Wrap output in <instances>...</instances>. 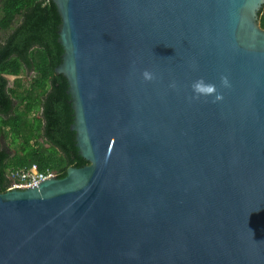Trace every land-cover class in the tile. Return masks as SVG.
<instances>
[{
	"label": "water",
	"instance_id": "1",
	"mask_svg": "<svg viewBox=\"0 0 264 264\" xmlns=\"http://www.w3.org/2000/svg\"><path fill=\"white\" fill-rule=\"evenodd\" d=\"M53 2L88 163L0 190V264H264V0Z\"/></svg>",
	"mask_w": 264,
	"mask_h": 264
},
{
	"label": "trees",
	"instance_id": "2",
	"mask_svg": "<svg viewBox=\"0 0 264 264\" xmlns=\"http://www.w3.org/2000/svg\"><path fill=\"white\" fill-rule=\"evenodd\" d=\"M259 18L264 27V5ZM60 21L53 0H0L1 191L11 182L12 168L36 164L40 171L54 169L62 177L68 166L88 163L70 127L73 110L67 79L55 70L63 52ZM23 73L29 74L27 82ZM10 75L15 76L12 82Z\"/></svg>",
	"mask_w": 264,
	"mask_h": 264
},
{
	"label": "built area",
	"instance_id": "3",
	"mask_svg": "<svg viewBox=\"0 0 264 264\" xmlns=\"http://www.w3.org/2000/svg\"><path fill=\"white\" fill-rule=\"evenodd\" d=\"M53 175H57L56 170L48 169L46 171H40L36 164L30 167L12 168L8 171V177L11 180L8 188L35 186L42 180Z\"/></svg>",
	"mask_w": 264,
	"mask_h": 264
},
{
	"label": "clouds",
	"instance_id": "4",
	"mask_svg": "<svg viewBox=\"0 0 264 264\" xmlns=\"http://www.w3.org/2000/svg\"><path fill=\"white\" fill-rule=\"evenodd\" d=\"M142 76L146 80H150L153 78V74L150 73L147 69H145L142 72ZM194 88H195L196 92L202 93V94H209V93H212L214 91V87L212 85L204 84L203 82H197L194 85ZM217 98H219V97H217Z\"/></svg>",
	"mask_w": 264,
	"mask_h": 264
},
{
	"label": "rangeland",
	"instance_id": "5",
	"mask_svg": "<svg viewBox=\"0 0 264 264\" xmlns=\"http://www.w3.org/2000/svg\"><path fill=\"white\" fill-rule=\"evenodd\" d=\"M32 72L33 71H29V74H32ZM29 74L28 73H23L22 75H21V78H22V80L23 81H25V82H27L28 80H29ZM10 77V79H11V82L15 79V76H13V75H10L9 76ZM45 144H49V142H48V140L46 139V138H44V137H42V139H41ZM6 142V140H2V143L4 144ZM5 145V144H4Z\"/></svg>",
	"mask_w": 264,
	"mask_h": 264
}]
</instances>
